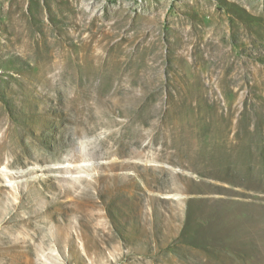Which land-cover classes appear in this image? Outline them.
<instances>
[{
	"label": "rangeland",
	"instance_id": "1",
	"mask_svg": "<svg viewBox=\"0 0 264 264\" xmlns=\"http://www.w3.org/2000/svg\"><path fill=\"white\" fill-rule=\"evenodd\" d=\"M0 264H264V0H0Z\"/></svg>",
	"mask_w": 264,
	"mask_h": 264
}]
</instances>
